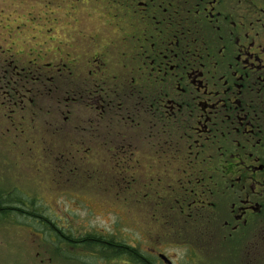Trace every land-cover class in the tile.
Here are the masks:
<instances>
[{"label":"flooded vegetation","instance_id":"obj_1","mask_svg":"<svg viewBox=\"0 0 264 264\" xmlns=\"http://www.w3.org/2000/svg\"><path fill=\"white\" fill-rule=\"evenodd\" d=\"M13 1L1 160L47 158L75 209L45 212L23 173L0 191V225L41 237L30 264H264V0Z\"/></svg>","mask_w":264,"mask_h":264},{"label":"rangeland","instance_id":"obj_2","mask_svg":"<svg viewBox=\"0 0 264 264\" xmlns=\"http://www.w3.org/2000/svg\"><path fill=\"white\" fill-rule=\"evenodd\" d=\"M35 3V2H34ZM26 1L16 2L13 0H0V19L9 21L6 25L15 27L16 25L20 24V21H26V7H27ZM4 11V12H3ZM22 14H24V17H22ZM5 156L0 155V170L4 171L5 169L11 170L12 173L4 172L2 175L3 187L0 189V191H6V189H11L9 182L16 181V176H21V173H23V177L19 184L23 186V193L22 195H34L41 197L42 200L45 199L43 204H37L38 207H44L45 212H51V211H70L75 210L73 208V203H68L67 201H64V197L62 196L64 192L69 191L70 187L62 186L61 184L57 183L54 180V175L52 171L51 161H46L47 158L42 157L43 160L40 161L41 164V171H31L30 168H25L24 170L28 169V171H16L14 172V169L11 166H6L7 164H3V161L1 159H5ZM8 161H6L7 163ZM49 163L46 167L45 164ZM31 165V164H30ZM33 170H36L34 167ZM37 172V173H36ZM38 174L40 178L38 177ZM35 175V176H30ZM42 187L39 188L38 184L40 183ZM9 186V188H8ZM14 187L10 191L13 192ZM41 189V190H40ZM44 189V190H42ZM49 189V191H48ZM18 192L12 193V195H18ZM81 194H78L76 197V201L78 204H81L77 206V213L80 212L81 216H85L86 213L89 212L88 207H86L84 204H82V200L80 199ZM45 197V198H44ZM87 204V203H86ZM98 205L95 203H90L88 206H90L92 211L99 215V219L101 222L102 227L109 226L111 222L117 221V215L114 212H109L110 209H115L114 207H108L107 204ZM35 206V205H34ZM38 210H40L38 208ZM42 211V210H41ZM110 213L109 218H107V213ZM113 216V218L111 217ZM12 226L8 225L7 223H2L0 225V259L8 262L9 264H30V260H32L36 257L34 254H32L31 249L36 248L37 245H41V237L35 236V235H24L25 231H22L20 235L19 233H13L8 231L6 228H11ZM37 250V249H36ZM34 250L33 253L36 251ZM42 250V247H41ZM31 258V259H30ZM31 264H34L31 262Z\"/></svg>","mask_w":264,"mask_h":264},{"label":"trees","instance_id":"obj_3","mask_svg":"<svg viewBox=\"0 0 264 264\" xmlns=\"http://www.w3.org/2000/svg\"><path fill=\"white\" fill-rule=\"evenodd\" d=\"M0 206H2V204L0 203Z\"/></svg>","mask_w":264,"mask_h":264}]
</instances>
